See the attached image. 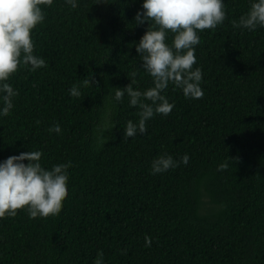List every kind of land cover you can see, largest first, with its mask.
<instances>
[{"label": "trees", "instance_id": "trees-1", "mask_svg": "<svg viewBox=\"0 0 264 264\" xmlns=\"http://www.w3.org/2000/svg\"><path fill=\"white\" fill-rule=\"evenodd\" d=\"M141 2L40 5L33 51L46 63L10 77L18 95L0 116V159L40 149L42 165L68 160V191L55 215L0 217V264H92L98 250L106 264H264V27L234 28L249 0H224V21L194 46L203 95L169 84L170 112L124 137L136 107L111 92L133 72L134 88L151 84L135 49ZM83 76L95 83L79 85ZM73 82L79 96L66 91ZM162 152L189 159L152 173Z\"/></svg>", "mask_w": 264, "mask_h": 264}, {"label": "clouds", "instance_id": "clouds-1", "mask_svg": "<svg viewBox=\"0 0 264 264\" xmlns=\"http://www.w3.org/2000/svg\"><path fill=\"white\" fill-rule=\"evenodd\" d=\"M72 8L77 0H65ZM51 0H0V116L10 113L18 90L13 87L10 77L18 67L28 66L35 70L45 65V58L34 53L33 29L45 19L41 4ZM226 16L224 0H142L141 8L134 15L136 23L147 21L146 30L135 42L142 68L151 78L150 86L141 90L134 88L133 79L123 88L114 87L112 99L119 102L127 94L128 104L136 107L135 120L128 119L123 127L124 137H134L146 130V120L154 113L167 115L174 106L164 90L169 84L179 88L186 98L203 95L202 72L195 64V45L200 40L199 32L213 29ZM230 23L234 28L254 30L264 27V0H249L247 10ZM171 34V41L166 38ZM95 83L86 76L79 85ZM67 93L80 95V87L71 83ZM60 125L53 121L49 132L59 131ZM40 149L21 151L0 159V217L13 216L23 208L29 217L55 215L67 195L68 160L42 165ZM230 158V157H229ZM189 156L183 153L179 160L162 152L150 162L152 173H162L178 164H187ZM234 159V158H230ZM27 160V163L24 161ZM228 167L227 161L217 164L218 169ZM145 246L150 237L145 234ZM124 251V249H121ZM92 264H106L103 252L97 251Z\"/></svg>", "mask_w": 264, "mask_h": 264}]
</instances>
